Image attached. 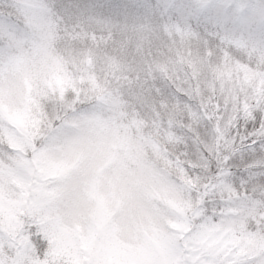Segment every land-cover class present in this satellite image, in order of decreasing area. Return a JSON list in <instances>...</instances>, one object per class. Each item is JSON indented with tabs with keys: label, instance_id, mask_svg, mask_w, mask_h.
I'll list each match as a JSON object with an SVG mask.
<instances>
[{
	"label": "snow or ice",
	"instance_id": "snow-or-ice-1",
	"mask_svg": "<svg viewBox=\"0 0 264 264\" xmlns=\"http://www.w3.org/2000/svg\"><path fill=\"white\" fill-rule=\"evenodd\" d=\"M0 264H264V0H0Z\"/></svg>",
	"mask_w": 264,
	"mask_h": 264
}]
</instances>
